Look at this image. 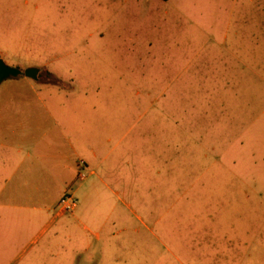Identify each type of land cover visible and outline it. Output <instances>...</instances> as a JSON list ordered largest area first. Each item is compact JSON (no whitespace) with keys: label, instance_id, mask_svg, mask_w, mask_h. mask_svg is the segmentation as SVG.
<instances>
[{"label":"rangeland","instance_id":"obj_1","mask_svg":"<svg viewBox=\"0 0 264 264\" xmlns=\"http://www.w3.org/2000/svg\"><path fill=\"white\" fill-rule=\"evenodd\" d=\"M0 58L44 70L0 120L48 110L86 174L27 251L0 211V264H264V0H0Z\"/></svg>","mask_w":264,"mask_h":264},{"label":"crops","instance_id":"obj_2","mask_svg":"<svg viewBox=\"0 0 264 264\" xmlns=\"http://www.w3.org/2000/svg\"><path fill=\"white\" fill-rule=\"evenodd\" d=\"M61 122L46 109L28 115L4 114L0 120L1 217L16 223L15 239H27L24 251L35 246L57 223L66 222L59 201L78 178V166L85 163L79 146L85 135L80 141L78 133L69 135ZM90 153L97 156L94 146ZM98 168L91 174H97ZM108 169L111 171L110 166ZM97 179L110 189L102 176L97 174ZM90 192L92 199L98 195L97 188Z\"/></svg>","mask_w":264,"mask_h":264},{"label":"water","instance_id":"obj_3","mask_svg":"<svg viewBox=\"0 0 264 264\" xmlns=\"http://www.w3.org/2000/svg\"><path fill=\"white\" fill-rule=\"evenodd\" d=\"M22 72L25 74V76L36 80V79H38L40 68L31 66V67L25 68L24 70H21L19 68H15V67H11V66L7 65L3 61V59L0 58V83L8 77L17 76V75L21 74Z\"/></svg>","mask_w":264,"mask_h":264},{"label":"built area","instance_id":"obj_4","mask_svg":"<svg viewBox=\"0 0 264 264\" xmlns=\"http://www.w3.org/2000/svg\"><path fill=\"white\" fill-rule=\"evenodd\" d=\"M77 176L80 180L86 178V174L81 170L78 171ZM76 203V199L72 195L65 193L59 201V210L62 213L71 212L76 207Z\"/></svg>","mask_w":264,"mask_h":264},{"label":"trees","instance_id":"obj_5","mask_svg":"<svg viewBox=\"0 0 264 264\" xmlns=\"http://www.w3.org/2000/svg\"><path fill=\"white\" fill-rule=\"evenodd\" d=\"M41 72H39L38 78H41V74H43L42 71H44L43 69H40ZM47 82L53 83V84H58V85H62V82L60 80H58L56 77H53L51 75H49V79L47 80Z\"/></svg>","mask_w":264,"mask_h":264}]
</instances>
